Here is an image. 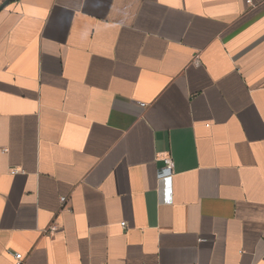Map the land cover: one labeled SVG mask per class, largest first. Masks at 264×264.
<instances>
[{
	"label": "crops",
	"instance_id": "1",
	"mask_svg": "<svg viewBox=\"0 0 264 264\" xmlns=\"http://www.w3.org/2000/svg\"><path fill=\"white\" fill-rule=\"evenodd\" d=\"M5 1L0 264H264V0Z\"/></svg>",
	"mask_w": 264,
	"mask_h": 264
},
{
	"label": "built area",
	"instance_id": "2",
	"mask_svg": "<svg viewBox=\"0 0 264 264\" xmlns=\"http://www.w3.org/2000/svg\"><path fill=\"white\" fill-rule=\"evenodd\" d=\"M163 163L164 165L162 166L161 169L157 170V175L159 178H166L169 177L173 174V162L170 156H166L163 158ZM61 203H64L66 201V198L62 197L60 198ZM121 226L124 227V223H121ZM14 259L16 261V264H21V255L20 254H15Z\"/></svg>",
	"mask_w": 264,
	"mask_h": 264
},
{
	"label": "water",
	"instance_id": "3",
	"mask_svg": "<svg viewBox=\"0 0 264 264\" xmlns=\"http://www.w3.org/2000/svg\"><path fill=\"white\" fill-rule=\"evenodd\" d=\"M8 1H10V0H6L3 5H5Z\"/></svg>",
	"mask_w": 264,
	"mask_h": 264
}]
</instances>
